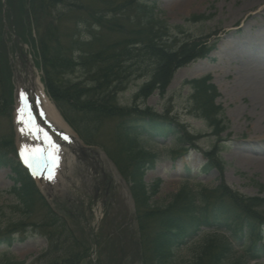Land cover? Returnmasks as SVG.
Masks as SVG:
<instances>
[{
    "label": "trees",
    "instance_id": "1",
    "mask_svg": "<svg viewBox=\"0 0 264 264\" xmlns=\"http://www.w3.org/2000/svg\"><path fill=\"white\" fill-rule=\"evenodd\" d=\"M96 1L100 7L87 8L88 19L74 22L71 29L66 22L76 10L83 9L71 0H7L6 18L13 20L18 36L36 51L47 90L65 118L86 143L102 147L130 183L137 223L132 264H249L264 259V198L244 196L226 185L214 192L184 186L168 205L152 203L158 185L148 189L143 177L156 156L146 149L144 141L173 136L177 149L186 150L181 142L191 137L169 113L160 115L136 105L123 107L117 101L118 94L136 76L148 80L136 99L146 100L156 91L164 95L178 69L206 57L215 46L202 41L170 44L167 32L171 28L157 18L150 0ZM3 34L0 0V43ZM77 71L83 74L74 82L69 76ZM209 81L208 77L189 84L193 89L191 105L219 140L207 153L202 169L222 173L221 135L229 126L223 109L215 105L218 93ZM105 122L114 123L109 146L96 141L103 137ZM0 167L11 168L14 176V186L8 192L14 203L0 205V246H11L17 235L30 227L49 244L31 264H92L88 260V233L76 230L79 218L50 208L17 161L1 149ZM203 227L210 231L192 246L193 257L180 259L177 252L198 237ZM228 231L229 238L224 234ZM108 237L114 240L113 235ZM115 237L118 245L124 243L118 234ZM124 255L122 246L119 260L113 263L125 264ZM98 261L105 264L102 258ZM0 264L26 263L0 253Z\"/></svg>",
    "mask_w": 264,
    "mask_h": 264
},
{
    "label": "rangeland",
    "instance_id": "2",
    "mask_svg": "<svg viewBox=\"0 0 264 264\" xmlns=\"http://www.w3.org/2000/svg\"><path fill=\"white\" fill-rule=\"evenodd\" d=\"M251 1L155 0L156 13L161 18L170 25L184 28L185 34L179 38V41L217 34L211 39V42H218L216 50L206 60L194 62L176 73L165 97L156 94L145 103V106L154 108L160 113L169 110L175 119L180 120L198 136L201 134L197 144L189 142L193 149L185 156L170 149L169 139L165 141L166 143L164 142L165 145L158 146L151 144L150 141L146 142L147 148L158 154L156 166L148 171L145 182L151 185L160 180V191L154 198V202L159 205L168 204L172 196L187 182L190 184L200 182L209 187L217 185L218 173L216 171L208 174H199L198 172L200 165L208 159L200 150H210L215 139L210 135L206 125L201 120L195 119L191 111L190 89L183 86L186 81L205 76H211L212 83L217 87L220 93L217 102L224 108L225 116L230 124L229 141L225 143L226 150L222 153V158L226 163L225 180L231 187L246 195L264 196V189L261 192L258 187L260 185L264 187V107L257 105L254 92L245 88L247 85H252L254 77L264 74V2L252 4ZM76 2L81 6L92 8L99 6L95 0H76ZM79 14L83 15L81 12ZM201 15H211L212 19L204 23L192 21L193 16ZM66 25L71 27L73 22L67 21ZM6 44V48L0 44V149L5 142L8 148L1 150L9 149L13 152L12 142L17 149L19 147L15 118L16 90L20 86L22 76L25 75L20 69L19 57L25 66L26 61L32 60L29 56L21 57L19 48L13 47V36L8 38ZM30 53L28 47L22 48V54ZM42 74L39 72L41 80ZM9 76L13 83L14 105L8 95L11 87L5 80V77L8 79ZM80 76L81 72H77L70 78L76 80ZM44 78L46 80L45 73ZM144 81L143 77L128 84L125 91L118 96V103L122 106L133 105L137 101V99L135 100L136 92ZM13 130L14 139L11 140ZM113 131L114 123L105 122L102 130L103 137H97L96 141H101V144L109 146L113 141ZM223 137H227V133ZM191 138L197 139L196 137ZM10 141L12 142L9 144ZM83 146L87 150L86 156L81 153L71 155L73 159L71 157L72 161L68 164L66 178L58 181L56 186H41L40 184L39 187L47 196L53 209L59 212V207L54 201L56 197H61L69 192L73 198L77 199L82 196L88 202L85 194L92 195V186H94L93 189H96V184L99 185L100 194L97 206L99 210L96 212L94 209L91 214L87 215L84 222L80 221L83 225L80 233L85 229L92 236L91 247L93 249L90 258L92 261L96 259V252L99 251L96 244L100 241L102 244L104 243V246L108 244L106 238L112 230L108 226L102 228L107 212L102 204L107 183L113 189L110 216L113 217L111 219L115 218L116 230L127 241L126 249L130 248L127 230L128 225L132 224L131 216L134 213V203L128 184L103 150L95 145L88 147L83 144ZM10 154L11 157L14 156L13 153L10 152ZM11 176L10 169L0 168V205L14 203L13 197L7 193L13 186ZM104 177L107 178V183L102 186ZM26 221L29 223L33 219ZM47 247L46 238H42L34 232L33 228L28 227L25 232L23 230L22 234L17 235L12 247H0V253L31 264L47 250ZM112 253L113 250L108 245L102 250L104 258L110 257ZM192 257V247L182 248L179 252L180 259L189 260Z\"/></svg>",
    "mask_w": 264,
    "mask_h": 264
},
{
    "label": "bare ground",
    "instance_id": "3",
    "mask_svg": "<svg viewBox=\"0 0 264 264\" xmlns=\"http://www.w3.org/2000/svg\"><path fill=\"white\" fill-rule=\"evenodd\" d=\"M252 4L255 2H264V0H252ZM30 87L34 89L38 95H36L37 99H39L40 107L42 108L44 115L49 116V118L53 121V123L56 125V128L61 130L62 133H65L67 137L70 136V130L65 127L61 119L59 118L58 113H56L54 107L50 104L49 100L45 97V94H43V89L40 84V82L37 80H31L29 83H27L26 87ZM250 86V88H248ZM245 88L250 89L255 94V103L259 105L260 107H264V74L258 75L257 77H254L252 80V85H247ZM79 146V145H78ZM52 149V147H51Z\"/></svg>",
    "mask_w": 264,
    "mask_h": 264
},
{
    "label": "snow or ice",
    "instance_id": "4",
    "mask_svg": "<svg viewBox=\"0 0 264 264\" xmlns=\"http://www.w3.org/2000/svg\"><path fill=\"white\" fill-rule=\"evenodd\" d=\"M25 162L27 163V159L25 160Z\"/></svg>",
    "mask_w": 264,
    "mask_h": 264
}]
</instances>
